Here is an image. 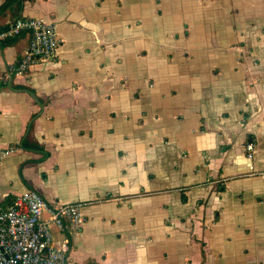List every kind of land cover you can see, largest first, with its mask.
I'll return each instance as SVG.
<instances>
[{
    "label": "crops",
    "instance_id": "1",
    "mask_svg": "<svg viewBox=\"0 0 264 264\" xmlns=\"http://www.w3.org/2000/svg\"><path fill=\"white\" fill-rule=\"evenodd\" d=\"M18 17L61 45L10 74L31 34L0 43V206L79 204L69 264H264V0H0Z\"/></svg>",
    "mask_w": 264,
    "mask_h": 264
},
{
    "label": "built area",
    "instance_id": "2",
    "mask_svg": "<svg viewBox=\"0 0 264 264\" xmlns=\"http://www.w3.org/2000/svg\"><path fill=\"white\" fill-rule=\"evenodd\" d=\"M23 32H29L31 39L10 74L26 72L33 64L58 55L61 39L57 25L39 18L18 17L0 26V43ZM247 148L251 156L254 145L249 143ZM5 153L0 150V161ZM47 206L35 189L17 195L7 208L0 206V264H69L71 240L66 237L56 243L52 223L66 232L80 228L84 223L81 207L76 203L59 205L47 220L43 217Z\"/></svg>",
    "mask_w": 264,
    "mask_h": 264
},
{
    "label": "trees",
    "instance_id": "3",
    "mask_svg": "<svg viewBox=\"0 0 264 264\" xmlns=\"http://www.w3.org/2000/svg\"><path fill=\"white\" fill-rule=\"evenodd\" d=\"M9 2H11V1H9ZM9 2L5 3L1 8H4L5 6H8ZM25 145L26 146H33L30 143H28L27 141H26Z\"/></svg>",
    "mask_w": 264,
    "mask_h": 264
}]
</instances>
